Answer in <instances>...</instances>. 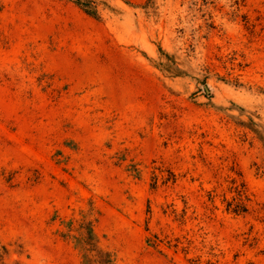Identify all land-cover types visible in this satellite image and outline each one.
Instances as JSON below:
<instances>
[{
	"label": "rangeland",
	"instance_id": "1",
	"mask_svg": "<svg viewBox=\"0 0 264 264\" xmlns=\"http://www.w3.org/2000/svg\"><path fill=\"white\" fill-rule=\"evenodd\" d=\"M0 0V264H264V0Z\"/></svg>",
	"mask_w": 264,
	"mask_h": 264
},
{
	"label": "trees",
	"instance_id": "2",
	"mask_svg": "<svg viewBox=\"0 0 264 264\" xmlns=\"http://www.w3.org/2000/svg\"><path fill=\"white\" fill-rule=\"evenodd\" d=\"M88 15L97 17L98 12L92 0H74ZM78 235L75 236L76 244L82 254L84 264H114L111 254L103 250L98 243V237L92 223L85 215L80 223Z\"/></svg>",
	"mask_w": 264,
	"mask_h": 264
}]
</instances>
